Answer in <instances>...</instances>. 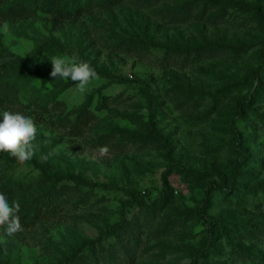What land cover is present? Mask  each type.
Returning a JSON list of instances; mask_svg holds the SVG:
<instances>
[{
  "label": "rangeland",
  "instance_id": "1",
  "mask_svg": "<svg viewBox=\"0 0 264 264\" xmlns=\"http://www.w3.org/2000/svg\"><path fill=\"white\" fill-rule=\"evenodd\" d=\"M43 4L0 0V53L29 73L0 75V113L37 125L30 161L0 152L23 228L0 264H264V0ZM72 54L99 76L83 94L50 76Z\"/></svg>",
  "mask_w": 264,
  "mask_h": 264
},
{
  "label": "clouds",
  "instance_id": "2",
  "mask_svg": "<svg viewBox=\"0 0 264 264\" xmlns=\"http://www.w3.org/2000/svg\"><path fill=\"white\" fill-rule=\"evenodd\" d=\"M7 31V24L3 25ZM50 76L68 80L70 79L76 86V90L83 94L88 91L89 85L93 80L99 79L98 73L86 61L78 55L71 56H52ZM0 152H7L15 158L17 162L24 165L30 161L37 151V146L33 143L36 139L37 125L34 119L20 112L3 111L0 113ZM99 154L104 156L108 153L107 146L98 149ZM54 152L41 156L42 162H46ZM20 203L12 201L10 204L5 194L0 193V228H3L8 236H12L23 231L18 213Z\"/></svg>",
  "mask_w": 264,
  "mask_h": 264
},
{
  "label": "trees",
  "instance_id": "3",
  "mask_svg": "<svg viewBox=\"0 0 264 264\" xmlns=\"http://www.w3.org/2000/svg\"><path fill=\"white\" fill-rule=\"evenodd\" d=\"M83 1L84 0H44L42 10H43V13L53 14V15H56L58 18H61L64 20L75 19V18L80 17V12L83 9L81 5ZM102 1H104L110 7H113L112 3L115 0H102ZM1 62L2 64L0 65V75L6 72L7 68H11L18 75L25 76L29 74L26 68V65L23 61L6 54L5 52L0 53V63ZM258 74H259V71H256L255 72L256 77L258 76ZM33 78H35V76ZM3 80L5 79L3 78V76H1L0 83H2ZM239 107L245 108V102H240ZM235 133H236V140H237V145H238L241 142V138L239 137L238 131ZM244 156L245 155L242 154V157ZM199 213L202 219H206L203 209ZM118 227L119 226L112 228L109 233L114 232L116 229H118ZM88 245L90 244H84L81 249H85L86 247H88ZM81 249L79 248L78 250H76V252L71 256V259H76ZM60 264H67V261H62Z\"/></svg>",
  "mask_w": 264,
  "mask_h": 264
}]
</instances>
